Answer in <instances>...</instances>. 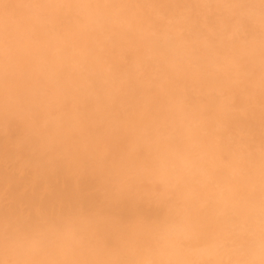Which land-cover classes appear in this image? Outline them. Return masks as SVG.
<instances>
[{"label":"bare ground","instance_id":"bare-ground-1","mask_svg":"<svg viewBox=\"0 0 264 264\" xmlns=\"http://www.w3.org/2000/svg\"><path fill=\"white\" fill-rule=\"evenodd\" d=\"M0 264H264V0H0Z\"/></svg>","mask_w":264,"mask_h":264}]
</instances>
